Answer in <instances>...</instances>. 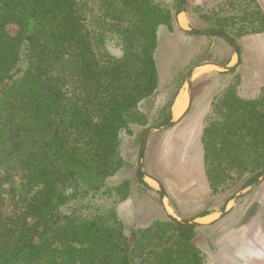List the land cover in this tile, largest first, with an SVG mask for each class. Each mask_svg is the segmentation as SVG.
<instances>
[{"label": "trees", "instance_id": "1", "mask_svg": "<svg viewBox=\"0 0 264 264\" xmlns=\"http://www.w3.org/2000/svg\"><path fill=\"white\" fill-rule=\"evenodd\" d=\"M185 11L193 27L239 48L264 33L262 0H187ZM176 13L160 0H0V264L206 263L200 226L127 228L94 202L131 193V179L110 180L126 164L122 135L149 123L141 104L160 83L159 29ZM184 82L179 75L163 122ZM236 83L214 98L201 133L211 195L248 176L247 187L264 169V85L244 97Z\"/></svg>", "mask_w": 264, "mask_h": 264}, {"label": "rangeland", "instance_id": "2", "mask_svg": "<svg viewBox=\"0 0 264 264\" xmlns=\"http://www.w3.org/2000/svg\"><path fill=\"white\" fill-rule=\"evenodd\" d=\"M160 1L176 13L174 5L177 0ZM196 1L189 0L191 4ZM240 49L242 58L233 73L211 67L196 70L192 76L193 102L188 113L174 127L153 131L149 136L144 168L161 180L167 195V205L179 218H192L205 210H209L212 215L201 221L216 218L225 202L248 177L225 193L211 195L204 171L201 143L206 115L212 101L224 87L237 82L240 95L252 97L264 85V33L244 37ZM206 60L222 64L230 60V64H234L237 57L232 46L218 35H189L182 32L176 23L159 29L157 62L160 83L157 91L141 104L149 123L144 127L135 125L132 133L122 135L121 151L126 164L110 180L120 182L131 179V193L122 201L106 193H99L94 199L101 209L115 210L127 228L145 227L155 220L169 219L162 207L156 183L146 180L151 188L136 178L144 134L141 133L148 127L163 123L161 113L163 109L169 110L167 102L177 90L179 75L186 76L191 66ZM183 90L186 91L185 88ZM10 190L11 186L6 185V198L11 196L12 193H8ZM263 212L264 178L253 191L232 201L222 220L197 229L196 243L206 254L205 264H264Z\"/></svg>", "mask_w": 264, "mask_h": 264}, {"label": "water", "instance_id": "3", "mask_svg": "<svg viewBox=\"0 0 264 264\" xmlns=\"http://www.w3.org/2000/svg\"><path fill=\"white\" fill-rule=\"evenodd\" d=\"M186 5H187V0H181V8L175 16V21H176V24L179 27V29L181 31H183L184 33L189 34V35H209L210 34V35H218V36L222 37L224 40H226L232 46L233 51L237 57V60L234 64H222V63H218L215 61L206 60V61L200 62L198 64H195L189 68V70L187 71L186 76H185L184 85L180 90V91H182L183 88H185L187 91V95H188L187 106H186L184 112L182 114H180L179 116L173 117L171 120L164 121L162 124L151 126V127H148L145 129L144 134L142 136V140H141L137 175L140 178L144 179L145 181L151 180V181L156 183L157 188L160 192L162 207H163L164 212L166 213L167 217L170 220L175 221L181 225L191 224V225H197V226H202V227H209V226H212L215 223L219 222L220 220H222L225 217V215L228 212V206L232 201H235L236 199H238V198L248 194L249 192L253 191L261 183V181L264 178V169L262 170L261 174L258 176V178H256V180L254 182H252L247 187L239 189L233 196H231L225 202L223 209L219 212V215L216 218H214L212 220H208V221H201L199 219V217H197V218H179L177 215H175L173 212H171L168 205H167V202H166L167 195H166L163 183L161 182V180L157 176H155L152 173L147 172L144 168L145 152H146V147L148 144V139H149L150 134L153 131L162 130V129H170V128L174 127L188 113V111L192 105V102H193V93H192V76H193V73L196 70H198L200 68H204V67H211L213 69H216V70H219L222 72H229V71L237 68L239 63H240V48L233 41V39L230 38L226 33L222 32L220 30L197 29V28H193V27L183 26L181 24L180 15L185 12Z\"/></svg>", "mask_w": 264, "mask_h": 264}, {"label": "crops", "instance_id": "4", "mask_svg": "<svg viewBox=\"0 0 264 264\" xmlns=\"http://www.w3.org/2000/svg\"><path fill=\"white\" fill-rule=\"evenodd\" d=\"M203 2V0H197L196 2H193V4L194 5H197V4H199V3H202ZM263 2H264V0H263ZM177 14V13H176ZM176 14H175V16H176ZM184 17L185 18V25H183L182 23V25L183 26H187V27H193V25H192V23H191V17L189 16V14L185 11L184 13H182L181 15H180V19H181V17ZM174 20H175V17H174ZM181 22V21H180ZM175 23H176V21H175ZM177 25V24H176ZM179 28V27H178ZM193 28H195V27H193ZM198 29V28H197ZM183 32V31H182ZM226 41V40H225ZM226 43H228L227 41H226ZM228 61H225V63H223V64H230V63H232V61H229V63H227ZM184 93H185V96L187 97V102H188V95H187V91H185V90H182ZM182 91L180 92V94L182 93ZM179 94V95H180ZM179 95H178V97H179ZM178 99V98H177ZM176 99V100H177ZM175 105H176V101H175V103H174V105H173V107H172V113H173V117H176V116H179L180 114H182L184 111H182L181 113H178V114H176V110H175ZM187 105V104H186ZM212 215V213H210V214H208V215H206V216H203V217H199V219L200 220H202V219H207V218H209L210 216Z\"/></svg>", "mask_w": 264, "mask_h": 264}, {"label": "bare ground", "instance_id": "5", "mask_svg": "<svg viewBox=\"0 0 264 264\" xmlns=\"http://www.w3.org/2000/svg\"><path fill=\"white\" fill-rule=\"evenodd\" d=\"M180 21H181V23L183 25H185V20H183L182 17H181ZM187 103H188L187 102V97H186V101H184V92L182 91V93L179 95L178 99L176 100V105H175L176 114L181 113L182 111H184L186 106H187L186 105Z\"/></svg>", "mask_w": 264, "mask_h": 264}]
</instances>
